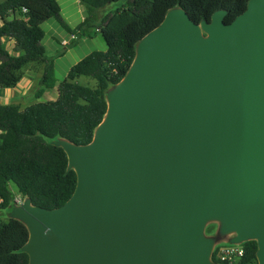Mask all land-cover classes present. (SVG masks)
I'll return each instance as SVG.
<instances>
[{
	"label": "water",
	"instance_id": "water-1",
	"mask_svg": "<svg viewBox=\"0 0 264 264\" xmlns=\"http://www.w3.org/2000/svg\"><path fill=\"white\" fill-rule=\"evenodd\" d=\"M226 13L169 8L104 92L91 140L53 141L76 184L60 206L8 207L27 264H220L217 244L250 240L264 264V0Z\"/></svg>",
	"mask_w": 264,
	"mask_h": 264
},
{
	"label": "trees",
	"instance_id": "trees-1",
	"mask_svg": "<svg viewBox=\"0 0 264 264\" xmlns=\"http://www.w3.org/2000/svg\"><path fill=\"white\" fill-rule=\"evenodd\" d=\"M248 0H79L85 16L74 28L64 21L57 0H0V88H14L31 64L41 66L38 85L56 86L50 57L43 43L42 23L57 20L73 38L99 32L105 50H93L70 66L57 84V98L35 101L22 108L0 103V264H27L21 246L28 237L25 225L6 214L17 194L33 204L53 208L72 194L76 175L67 169V155L53 141L66 138L77 144L89 142L106 111L104 92L126 72L136 42L158 25L166 11L183 7L195 22L210 20L218 9L227 11L229 23L241 13ZM120 2L114 11L98 17V10ZM13 39L11 50L6 40ZM81 76L95 80V86L79 82ZM12 182L15 193L9 186ZM214 225L206 228L212 232ZM244 255L238 264H257L256 242L241 244ZM212 260L219 262L216 249Z\"/></svg>",
	"mask_w": 264,
	"mask_h": 264
},
{
	"label": "rangeland",
	"instance_id": "rangeland-1",
	"mask_svg": "<svg viewBox=\"0 0 264 264\" xmlns=\"http://www.w3.org/2000/svg\"><path fill=\"white\" fill-rule=\"evenodd\" d=\"M57 1L61 4L62 10L60 9V11L64 21L70 28H74L81 22L79 17L82 16L81 13L84 7L80 6L76 0ZM119 6L120 2H112L107 4L98 10L97 15L100 17L107 12L114 11ZM79 7H81V13H78L80 11ZM42 28L45 32L43 43L50 52L48 54L52 60L51 63L53 67V75L56 80V86L62 79L66 68L73 65L75 62L93 50L106 49V43L99 32L91 31V36H81L76 39H73L71 36L70 39V33L54 18L45 20L42 23ZM62 38L68 39L70 43L67 46L60 45ZM48 43H51L50 47L48 46ZM25 71L26 69L24 70V73ZM79 82L88 84L91 87L95 86V80L87 76H81L79 78ZM56 86L52 88H44L38 85L37 81H35L25 93L17 94L19 96L18 99L11 98L10 102L19 104L22 108H24L28 104L35 101L55 100L57 98ZM9 186L15 193H17L15 184L10 182ZM15 198L17 201H21L23 199L19 194H17ZM4 218L5 216L0 212V219L3 220Z\"/></svg>",
	"mask_w": 264,
	"mask_h": 264
},
{
	"label": "crops",
	"instance_id": "crops-1",
	"mask_svg": "<svg viewBox=\"0 0 264 264\" xmlns=\"http://www.w3.org/2000/svg\"><path fill=\"white\" fill-rule=\"evenodd\" d=\"M63 1H65V0H63ZM76 2L80 4L79 0H76ZM59 6H60V9L62 10V7H61L60 3H59ZM80 6H82V5L80 4ZM79 10L80 11L78 13H81V7H79ZM84 14H85V10L83 8L82 9V13H81L82 16L79 17L80 21L83 20ZM44 35H45V32H44ZM71 35H73V34H70V36H69L70 39H71ZM74 36H75V38H73V39L78 38L77 35L74 34ZM69 43L70 42H69L68 39L62 38L60 45L67 46ZM13 46H14L13 39H7L6 40V47L9 50H11L13 48ZM44 46H45V49H46L47 56L50 57L49 54H48V53H50L49 50H47L46 45H44ZM48 46L50 47L51 43L50 44L48 43ZM69 68H70V66L65 69V72H64V75L62 76V78L66 75V73H67ZM40 74H41V66H38V65H35V64H31L28 67H26V71H25V74H24L23 78L20 80L19 83L16 84V86L14 88H6V89H1L0 88V103H4V104L11 103L10 102L11 98L18 99L19 96L17 94L25 93L26 90L32 85L33 82L37 81V83H38V79H39ZM56 92L58 94L57 90H56Z\"/></svg>",
	"mask_w": 264,
	"mask_h": 264
},
{
	"label": "built area",
	"instance_id": "built-area-1",
	"mask_svg": "<svg viewBox=\"0 0 264 264\" xmlns=\"http://www.w3.org/2000/svg\"><path fill=\"white\" fill-rule=\"evenodd\" d=\"M214 249L220 264H238L244 255L241 244L220 243Z\"/></svg>",
	"mask_w": 264,
	"mask_h": 264
},
{
	"label": "flooded vegetation",
	"instance_id": "flooded-vegetation-1",
	"mask_svg": "<svg viewBox=\"0 0 264 264\" xmlns=\"http://www.w3.org/2000/svg\"><path fill=\"white\" fill-rule=\"evenodd\" d=\"M211 233V232H210Z\"/></svg>",
	"mask_w": 264,
	"mask_h": 264
}]
</instances>
